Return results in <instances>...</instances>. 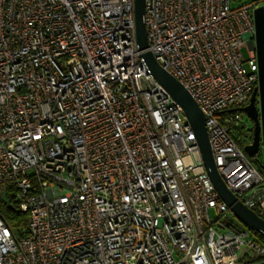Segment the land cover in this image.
<instances>
[{"label":"built area","instance_id":"1","mask_svg":"<svg viewBox=\"0 0 264 264\" xmlns=\"http://www.w3.org/2000/svg\"><path fill=\"white\" fill-rule=\"evenodd\" d=\"M262 4L145 0V28L203 112L227 188L264 218V170L244 151L253 127L239 109L258 84L248 41ZM141 53L133 0H0V196L12 185L28 216L18 235L0 215V264L264 262Z\"/></svg>","mask_w":264,"mask_h":264},{"label":"water","instance_id":"2","mask_svg":"<svg viewBox=\"0 0 264 264\" xmlns=\"http://www.w3.org/2000/svg\"><path fill=\"white\" fill-rule=\"evenodd\" d=\"M134 32L139 50L142 51L145 64L153 78L162 86L170 97L182 108L195 134L200 156L207 175L221 200L229 207L232 214L247 228L264 237V218L245 206L226 186L220 176L210 147L205 126V117L185 87L169 74L148 50L145 28V0H133ZM255 24L254 39L248 41L249 47L254 49L258 63V84L250 97L249 103L239 109L246 113L253 122L251 143L244 146L249 156H254L260 149L264 156V4L253 11ZM264 170V159L260 164ZM257 264H264L260 262Z\"/></svg>","mask_w":264,"mask_h":264},{"label":"trees","instance_id":"3","mask_svg":"<svg viewBox=\"0 0 264 264\" xmlns=\"http://www.w3.org/2000/svg\"><path fill=\"white\" fill-rule=\"evenodd\" d=\"M5 195L8 198L10 204L5 203L3 207H0V215L4 217L13 232L17 233L18 235L26 234L28 216L26 213H22L18 210L12 185L8 186V190ZM252 233L259 241L264 242V237L254 231H252Z\"/></svg>","mask_w":264,"mask_h":264},{"label":"rangeland","instance_id":"4","mask_svg":"<svg viewBox=\"0 0 264 264\" xmlns=\"http://www.w3.org/2000/svg\"><path fill=\"white\" fill-rule=\"evenodd\" d=\"M241 51H242V54H243L244 56H247V55H248V46H247V45L243 46L242 49H241ZM241 114H242V116L244 117L245 121L248 123V125L252 128V127H253V123H252V121L248 118V116L246 115V113L241 112ZM243 146H244V145H243ZM243 146H242V148H243ZM258 155H259V161L261 162L262 159H264V156H262V154L260 153V151H259V154H258ZM249 158L252 160V162L254 163V165H255L258 169H260V166H259V164H258V161L255 160V159H254L253 157H251V156H249ZM5 203H6V204H10V202L8 201V198L6 197V195H5L4 193H2L1 196H0V207H3ZM211 215H213L212 212H211Z\"/></svg>","mask_w":264,"mask_h":264},{"label":"flooded vegetation","instance_id":"5","mask_svg":"<svg viewBox=\"0 0 264 264\" xmlns=\"http://www.w3.org/2000/svg\"><path fill=\"white\" fill-rule=\"evenodd\" d=\"M253 123V122H252ZM249 141V137H247V142ZM249 143V142H248ZM248 143H244L245 145L248 144Z\"/></svg>","mask_w":264,"mask_h":264}]
</instances>
